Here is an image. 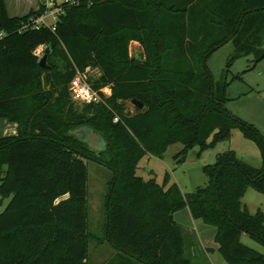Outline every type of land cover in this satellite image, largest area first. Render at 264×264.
<instances>
[{"label":"trees","instance_id":"trees-1","mask_svg":"<svg viewBox=\"0 0 264 264\" xmlns=\"http://www.w3.org/2000/svg\"><path fill=\"white\" fill-rule=\"evenodd\" d=\"M42 9L10 15L0 0V118L16 133L0 136V264H88L87 166L111 171L104 199L103 235L115 251L102 264H194L185 256L184 207L215 227L217 250L228 264H264L241 233L264 247V213H250L247 187L264 193V133L230 111L227 79L215 81L207 56L231 41L234 59L264 57V0H77L65 4L52 30L23 25ZM137 41L144 57L129 55ZM48 47L46 66L35 51ZM110 94L74 106L68 84L77 71ZM240 78V75H235ZM143 104L130 110L127 102ZM116 118V120H114ZM89 128L105 147L91 149L78 135ZM237 128L257 146L252 166L233 149L202 166L204 186L182 193L165 172L161 183L137 174L145 155L169 144L198 153L229 140Z\"/></svg>","mask_w":264,"mask_h":264},{"label":"rangeland","instance_id":"rangeland-1","mask_svg":"<svg viewBox=\"0 0 264 264\" xmlns=\"http://www.w3.org/2000/svg\"><path fill=\"white\" fill-rule=\"evenodd\" d=\"M9 5L8 13L10 15H19L29 11L30 8H35L36 0H6ZM264 48V42L262 44ZM129 55L135 56L136 52L141 51L144 57L142 46L137 41L129 42ZM39 56L43 54V48L38 49ZM234 46L231 41L224 43L222 46L211 52L206 58V65L211 72L212 78L215 81L222 80L226 77L228 83L226 86V95L232 96L231 100L227 101L226 106L230 111L237 114L242 119L254 124L262 133H264V122H260L264 118V57L253 63V55H246L232 60L228 65L227 61L233 53ZM86 79H93L99 75L98 68L88 67L84 70ZM235 75H240L236 78ZM246 88V91H244ZM108 94L110 90L107 89ZM245 92V93H243ZM229 98V97H228ZM74 106L80 108L82 103L71 97ZM130 110L133 109V104L126 103ZM249 118V119H248ZM11 123V122H10ZM238 131V130H237ZM239 139L252 145L257 149L254 143L239 134ZM222 141L215 148L204 150L198 153V147L194 146L187 151L186 158L183 162H177L174 155L182 148V144L175 142L169 144L165 151L160 156H143L138 162L137 174L144 179L153 177L157 182L161 183L165 172L169 173V181L175 182L182 193L192 192L198 186H204L207 182V177L202 172V166L212 163L215 160L217 152L227 149H236L238 157L242 156V160L252 166L258 167L260 165V157L258 154L254 156L252 153L244 152V147L236 139L232 138ZM232 146V147H231ZM258 151V150H256ZM87 166V207H88V231L92 238L88 240V264H101L104 260H108L112 256L111 246L105 242L100 241L103 235L104 224V199L107 192V181L111 176V171L103 165L83 158ZM10 197L1 198L0 196V212L5 208ZM241 203L246 206L250 213H254L260 209L264 213V193L258 192L251 187H247L241 198ZM179 216H183L184 224L192 227L194 224V231L192 230L194 249L201 250L199 242L195 237L197 229V220L185 216L186 210H182ZM179 218V217H178ZM190 222V223H189ZM192 223V224H191ZM203 223V222H202ZM209 229H215L210 224H205ZM193 228V227H192ZM208 243L216 247L214 235L208 233ZM240 240L243 244L252 247L264 254V247L252 240L246 233H241ZM103 242V243H102ZM190 244L187 242L186 256L190 258ZM197 253V252H196ZM218 259H222L217 253ZM194 264L197 259H192Z\"/></svg>","mask_w":264,"mask_h":264},{"label":"crops","instance_id":"crops-1","mask_svg":"<svg viewBox=\"0 0 264 264\" xmlns=\"http://www.w3.org/2000/svg\"><path fill=\"white\" fill-rule=\"evenodd\" d=\"M5 4H6V8H7V11L9 9V5L7 4L6 0H5ZM38 6V3L36 2V5L34 6L36 9ZM30 9H33V8H30ZM29 9V10H30ZM28 12V11H27ZM26 13V12H25ZM23 13V14H25ZM19 15H22V14H19ZM39 48H42V46H39L37 49ZM135 56H139V57H142V52L139 51V52H136L135 53ZM246 91V88L245 90ZM245 93V92H243ZM228 95V94H227ZM229 97V101L231 100L232 96H228ZM233 112V111H232ZM249 119V118H248ZM260 122H264V118L260 120ZM238 130V131H237ZM16 133V123L14 122H11L8 121L7 119L5 118H0V136H3V135H9V134H15ZM239 134L242 135L241 131L237 128H233L232 131H231V137H230V141L229 142H232V138L235 137L236 139H238V141H240V143L243 145L244 147V154L245 152H248V153H252L254 156H256L258 154V156L260 157V154H259V150L256 146L257 149H254V147L252 145H250L249 143L245 142V141H241L239 139ZM243 136V135H242ZM244 137V136H243ZM245 138V137H244ZM247 139V138H246ZM249 140V139H248ZM251 141V140H250ZM220 143V142H219ZM219 143H217L216 145H218ZM215 145V146H216ZM232 147V146H231ZM215 148V147H213ZM209 149H212V148H209ZM207 150V149H206ZM235 152H236V149L234 148L233 149ZM258 150V151H256ZM237 154V153H236ZM147 156H152V155H147ZM238 156V154H237ZM240 157V156H239ZM242 157V156H241ZM240 157V158H241ZM242 159V158H241ZM171 183L170 181L168 182V184ZM9 197V196H7ZM6 198V197H5ZM2 206V204L0 205ZM182 210H186V215L185 216H190L191 219H190V222H193V219H196V218H193L189 212V209L187 207H184L180 210H177L173 213V218L175 219L176 222H178L181 226H182V229H183V237H184V242H185V246H184V252L186 254V246H187V242L190 244L189 248H190V252L188 253L189 256H190V259L192 261V259H197V263L199 264H228L221 256V254L219 253V251L217 250V244H216V247H213L211 244L208 243V240H207V235L208 233L211 232L212 235L215 234V229H209L208 227H206L205 222H203L200 218H197V220H201V221H197V228H199V230L197 229L196 231V236L195 237L197 239V241L199 242V245L201 247V250H198L195 251V249L193 248L194 247V242H193V239L190 238L192 236V233L191 231L194 229V224L192 225V227H190L187 222V225L184 224L183 220H180V219H183V216L181 215V217L179 216L180 214H183L181 213ZM184 215V214H183ZM179 217V218H178ZM189 222V223H190ZM203 222V223H202ZM192 224V223H191ZM194 231V230H193ZM241 237V235H240ZM106 242V241H105ZM103 243V242H102ZM216 243V242H215ZM112 248V247H111ZM197 252V253H196ZM115 253L114 249L112 248V256L113 254ZM219 253L221 258L222 259H218V257L216 256V254ZM111 256V257H112ZM186 256V255H185ZM110 257V258H111ZM109 258V259H110ZM108 259V260H109ZM107 261L104 260L103 263ZM102 264V262H101Z\"/></svg>","mask_w":264,"mask_h":264},{"label":"built area","instance_id":"built-area-1","mask_svg":"<svg viewBox=\"0 0 264 264\" xmlns=\"http://www.w3.org/2000/svg\"><path fill=\"white\" fill-rule=\"evenodd\" d=\"M36 2L38 3L37 9H42L41 13L30 16L23 27L44 25L53 30L59 16L64 13L65 4H76L77 0H36ZM1 35L2 33L0 32ZM35 52L38 54L39 50L36 49ZM68 89L71 97L81 103H98L103 99L101 93L104 96L109 95L107 91L108 87H103L100 90L91 87L85 77L84 71L76 72L68 84Z\"/></svg>","mask_w":264,"mask_h":264},{"label":"water","instance_id":"water-1","mask_svg":"<svg viewBox=\"0 0 264 264\" xmlns=\"http://www.w3.org/2000/svg\"><path fill=\"white\" fill-rule=\"evenodd\" d=\"M48 47L44 49L43 54L40 56L38 60V64L41 67L46 66V56L48 53ZM139 57V56H137ZM142 58V57H140ZM131 103L139 108H142L143 104L135 99L131 100ZM79 137L88 144V146L91 149H95L97 151L102 150L105 147V142L103 140V135L101 133H98L92 129L89 128H82L81 130H78Z\"/></svg>","mask_w":264,"mask_h":264}]
</instances>
